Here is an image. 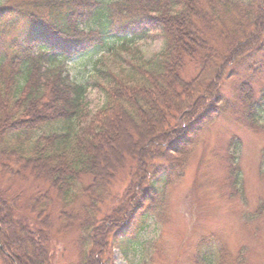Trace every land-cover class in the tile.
Returning <instances> with one entry per match:
<instances>
[{
    "label": "trees",
    "instance_id": "16d2710c",
    "mask_svg": "<svg viewBox=\"0 0 264 264\" xmlns=\"http://www.w3.org/2000/svg\"><path fill=\"white\" fill-rule=\"evenodd\" d=\"M149 35L162 43L154 61L133 67L138 78L98 71L105 103L91 113L87 86L70 79L67 64L109 42L123 48ZM252 56L264 57V0H0V174L47 185L25 205L22 195L14 205L0 194V264H52V206L78 195L79 215L57 214L60 233L79 231L76 264H109L118 238L133 261L132 242L183 177L207 126L237 114L258 125L264 90L256 99L241 81L233 103L220 91L233 67L263 69L262 60L247 63ZM238 147L232 140L233 153ZM118 171L131 181L103 214ZM234 177L239 182L237 170ZM207 241L191 264H230L228 251ZM138 250L137 264H147L148 248Z\"/></svg>",
    "mask_w": 264,
    "mask_h": 264
},
{
    "label": "rangeland",
    "instance_id": "374dc122",
    "mask_svg": "<svg viewBox=\"0 0 264 264\" xmlns=\"http://www.w3.org/2000/svg\"><path fill=\"white\" fill-rule=\"evenodd\" d=\"M100 1L106 4L116 0ZM161 46L160 39L154 35L134 40L123 48L119 42H109L105 49L71 60L67 64L68 74L73 82L87 86L85 102L93 113L105 103L101 88L106 85L98 71L109 70L123 77L132 75L138 78L140 76L133 67L147 69ZM255 58L262 60L263 69L257 65L249 73L248 65L240 67V64L229 70L231 77L229 71L225 74L227 80L224 78L220 91L230 102L233 103V92L241 81H248L255 98H260V91L264 90V57L252 56L247 63ZM262 110L260 125L255 127L246 125L239 114L236 117L220 116L207 126L190 150L183 177L165 191L158 200L155 213L148 216L144 229L132 242L129 259L133 261L126 260L120 253L124 241L118 238L111 241L109 264H137L140 252H143L138 247L148 248L142 256L147 264H191L201 241L209 238L211 241L207 242L228 251L230 264H264V106ZM141 130L133 129L143 141L145 137ZM232 140L239 145L236 153L229 148ZM236 170L240 175L239 182L234 177ZM114 178L109 187L110 196L102 206L103 214L117 205L131 181L127 171H118ZM46 186L31 176L16 179L0 174V194L11 197L9 202L13 201L14 205L18 195L23 196L21 205H25L34 195L47 191ZM68 201L66 205L52 206L53 231L48 245L52 264L78 262L76 240L79 231L71 229L60 233L57 214H71L74 210L79 215L81 211L78 209L84 204V198L78 195Z\"/></svg>",
    "mask_w": 264,
    "mask_h": 264
}]
</instances>
